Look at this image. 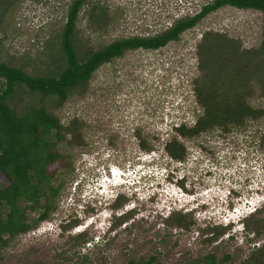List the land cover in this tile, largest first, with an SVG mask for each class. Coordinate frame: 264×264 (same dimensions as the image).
I'll return each instance as SVG.
<instances>
[{
	"label": "rangeland",
	"instance_id": "374dc122",
	"mask_svg": "<svg viewBox=\"0 0 264 264\" xmlns=\"http://www.w3.org/2000/svg\"><path fill=\"white\" fill-rule=\"evenodd\" d=\"M89 1L105 8L108 18L100 29L89 27L82 8L78 11L77 42L94 49L116 38L160 32L208 0ZM69 2L0 4V61L31 74L55 71L61 60L58 34ZM261 18L256 10L220 7L184 30L176 41L155 50H126L99 65L84 88L72 90L61 105L43 98L42 103L63 124L71 118L83 123L84 144L66 148L71 170L60 176L62 186L53 211L35 228L9 240L0 251V264H127L130 259L141 262L149 257H153L150 264H206L207 255L213 256L212 264L251 261V254L264 244V117L246 120L227 132L214 127L191 138L179 137L184 147L180 160L171 158L163 145L175 134L174 124L189 126L200 112L192 99L191 80L198 74L196 44L202 32L225 33L237 39L241 48H256ZM20 92L11 101L16 109L39 100ZM246 102L264 108L258 80H251ZM140 137L150 150L139 147ZM109 147L115 151L112 156L98 161L97 156ZM90 154L104 169L98 167L93 179L85 176L91 166L85 168L80 162L90 159ZM111 164L125 173L123 185L118 186L123 193L109 206L123 214L110 220L108 233L104 231L107 209H101V201L107 200L102 195L117 187L102 175ZM81 173L84 177L77 186ZM176 175L183 177L170 178ZM81 189L101 202L93 201L97 210L81 211L76 197ZM179 214L189 221L188 227L171 223ZM214 228L223 231L204 242ZM82 230L86 241L74 245L70 237Z\"/></svg>",
	"mask_w": 264,
	"mask_h": 264
},
{
	"label": "trees",
	"instance_id": "16d2710c",
	"mask_svg": "<svg viewBox=\"0 0 264 264\" xmlns=\"http://www.w3.org/2000/svg\"><path fill=\"white\" fill-rule=\"evenodd\" d=\"M12 1L0 0V4L9 5ZM223 6L260 12V40L256 48H241L237 39L225 33L210 29L202 32L196 44L198 74L191 80L192 99L200 112L189 126L183 122L174 124L171 128L175 134L163 145L171 158L180 160L184 157V147L179 137L191 138L214 127L227 132L230 127L242 126L246 120L264 117V108H254L246 102L251 80H258L264 97V0H208L160 32L116 38L94 49L77 42L78 11L82 8L89 27L97 25L100 29L108 21L105 8L89 0H70L58 34L61 60L55 71L31 74L12 63L0 61V251L9 240L35 228L53 211L62 186L60 176L71 170L66 148L84 144L80 133L83 123L71 118L63 124L42 103L43 98H53L55 105H61L72 90L84 88L99 65L121 56L126 50H154L176 41L184 30ZM20 91L36 95L39 100L25 102L16 109L11 101ZM136 135L139 137L138 132ZM138 143L142 149L150 150L144 138L140 137ZM51 165L54 167L49 168ZM117 201L118 198L114 203ZM171 223L189 225L181 214L173 216ZM243 224L248 226L247 222ZM254 224L257 227L258 221L254 220ZM222 231L221 228L211 229L203 241L211 242ZM70 238L74 245L86 241L84 230ZM205 258L206 264L214 262L212 255ZM152 260L153 257L141 262L130 259L127 264H150ZM248 261L247 264H264V244L256 248Z\"/></svg>",
	"mask_w": 264,
	"mask_h": 264
},
{
	"label": "clouds",
	"instance_id": "9594fccd",
	"mask_svg": "<svg viewBox=\"0 0 264 264\" xmlns=\"http://www.w3.org/2000/svg\"><path fill=\"white\" fill-rule=\"evenodd\" d=\"M113 151H111V149L109 150V148H107L105 151H103L99 156H97V160L99 161V159H105L106 157H108V156H110L111 155V153H112ZM96 153V152H95ZM94 156L95 155H93V154H90V159H85V158H81V160H80V162L82 163V165H83V167H85V168H88L89 166H91L90 168H88V169H94L93 171H94V173H97V171H98V167H101V169L103 168V166H102V164L100 163L99 165H97L98 163L95 161V159H94ZM95 165V167H92V166H94ZM112 167H115L116 168V170L117 171H115V173H114V175L112 176V177H110V169H112ZM80 168H82V166L80 167ZM88 169H86V170H88ZM74 170H75V172H77L79 169H78V165H77V167H74ZM104 169H102V171H103ZM123 172H124V170H122L121 168H118L117 166H114V165H110L109 167H107V173L105 174L104 173V175H102V177L104 176V177H106L107 176V178L109 179V180H113L115 183H113L114 185H111V186H113V187H117L115 190H113L112 192H110V193H108V191H107V195H102V196H104V197H106L104 200H110V199H112L111 201H109L108 203H107V201L105 202V201H101V202H104V204H103V206H102V210H106L107 209V220H108V223H107V225H106V228H105V232H108V233H110L111 232V223H110V220H112L113 218H117V217H119L121 214H123V212L121 213V212H118V211H116V210H114V209H112V208H110L109 206L111 205V204H113L114 202H115V200L119 197V195H121L122 193H123V191L120 189V187H118V186H122L123 185V178L121 177V175H123ZM125 173V172H124ZM132 173V172H131ZM131 173H128V174H131ZM81 178H79V180L75 183V185H77L78 186V184L82 181V177H84V174L83 173H81ZM86 176V178H87V176H89V172H88V174L87 175H85ZM102 177H101V179H102ZM165 177L167 178L168 177V173H166V175H165ZM182 177L183 176H170V178L171 179H174V181H176V180H181L182 179ZM139 178V176H137V179ZM100 179V180H101ZM137 182H138V180H136ZM86 193H85V190L84 189H81V192H79L78 194H77V199L80 201V204H79V207H80V209H81V211L83 212L85 209H90V208H93V207H95V204H94V202L95 201H98L99 202V205L101 204V202L99 201V200H93V199H90L88 196H86L85 195ZM94 201V202H93ZM132 207V206H131ZM128 210H130V209H128ZM59 223V222H58ZM104 232V233H105Z\"/></svg>",
	"mask_w": 264,
	"mask_h": 264
},
{
	"label": "flooded vegetation",
	"instance_id": "af4514ba",
	"mask_svg": "<svg viewBox=\"0 0 264 264\" xmlns=\"http://www.w3.org/2000/svg\"><path fill=\"white\" fill-rule=\"evenodd\" d=\"M110 149H111V151L115 152L114 149H112V148L109 147V150H110ZM113 152H112V153H113ZM112 153H111L110 156H112ZM95 177H96V175L94 174V171L90 170V171H89V176H87V179H93V178H95ZM95 210H97V208H90L88 211H89V212H92V211H95Z\"/></svg>",
	"mask_w": 264,
	"mask_h": 264
},
{
	"label": "built area",
	"instance_id": "2783aa9c",
	"mask_svg": "<svg viewBox=\"0 0 264 264\" xmlns=\"http://www.w3.org/2000/svg\"><path fill=\"white\" fill-rule=\"evenodd\" d=\"M154 50H155V49H154ZM127 166H128V165H127ZM126 168H127V167H126ZM115 171H117L115 167H112V169H110V177H112V176L114 175ZM126 171L129 172V173H131V171H130L129 168L126 169ZM104 178L108 179L107 176L104 177Z\"/></svg>",
	"mask_w": 264,
	"mask_h": 264
},
{
	"label": "bare ground",
	"instance_id": "6f19581e",
	"mask_svg": "<svg viewBox=\"0 0 264 264\" xmlns=\"http://www.w3.org/2000/svg\"><path fill=\"white\" fill-rule=\"evenodd\" d=\"M112 181H113V180H112ZM113 183H115V182L113 181ZM113 183H112V185H114Z\"/></svg>",
	"mask_w": 264,
	"mask_h": 264
}]
</instances>
